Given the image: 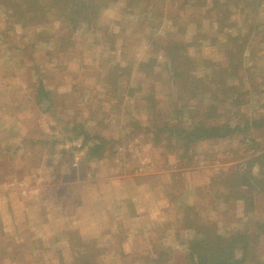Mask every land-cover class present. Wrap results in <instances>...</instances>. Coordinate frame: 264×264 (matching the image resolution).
<instances>
[{
	"label": "rangeland",
	"instance_id": "obj_1",
	"mask_svg": "<svg viewBox=\"0 0 264 264\" xmlns=\"http://www.w3.org/2000/svg\"><path fill=\"white\" fill-rule=\"evenodd\" d=\"M59 1L26 4L16 17L0 0V264H189L199 234L188 223L206 221L219 234L246 232L243 264H264L258 35L246 44L256 50L248 70L227 73L241 102L204 119L208 95L182 90L163 46L193 44L192 78L215 75L197 67L226 58L210 2L104 0L93 22L71 24ZM233 11L227 21L243 33ZM200 119L232 131L193 142L177 135ZM92 141L101 156L87 160Z\"/></svg>",
	"mask_w": 264,
	"mask_h": 264
},
{
	"label": "trees",
	"instance_id": "obj_2",
	"mask_svg": "<svg viewBox=\"0 0 264 264\" xmlns=\"http://www.w3.org/2000/svg\"><path fill=\"white\" fill-rule=\"evenodd\" d=\"M13 9L10 11L12 15L18 17L23 15L26 10V4L37 3V0H7ZM40 1V0H38ZM210 2L211 7L206 10V13L213 17L211 21L217 23L216 31L222 32L225 35L226 47L222 49V55H225L224 65H221L219 61H211V59H201L200 65H194L197 67L204 66L205 68H210L212 73L215 75L210 76L207 73H203L199 78H192L193 73H191L190 65L194 64L190 59L189 52L187 51L188 46L182 40H167V44L163 46L165 53L164 56V67L172 78H177L180 81L182 90L188 93V96H193L194 94L204 93L208 95L209 108H206L202 113L204 119L209 117V115L216 117L215 111L222 109V106L226 103L235 104L241 102V97L243 93H240V99H234L237 95L236 89H232L231 85L227 84V76H235L240 71L248 70V66L244 67V62L246 59H253L256 52L254 50L255 45L246 46L247 42L250 40L249 37L251 34L258 35V44H264V0H207ZM15 2V3H14ZM193 5H198L199 3L207 4L206 0H192ZM59 3L63 4L62 6L66 7L68 12L67 17L69 23L78 24L81 21L84 22H93L98 13L106 6L104 0H61ZM23 5V6H22ZM22 6V7H20ZM63 8V7H62ZM230 8H234L239 14L242 15V19L245 22V31L241 33L237 27V20L227 21V18L230 14ZM64 9V8H63ZM233 11V12H235ZM227 14H225V13ZM26 13V12H25ZM92 13L93 16H83L84 14ZM236 15V14H235ZM254 17H257L260 21H254ZM88 20V21H87ZM12 22V21H10ZM27 20L23 24L25 27ZM31 24V23H30ZM44 24V23H39ZM75 25H72L74 27ZM235 32V34H232ZM247 51V55H245ZM264 56V47L261 49ZM259 56V58H260ZM264 60V57L260 58ZM259 62V61H257ZM205 63H207L205 65ZM210 63V64H209ZM251 65H249L250 67ZM229 71V75L227 74ZM204 72V71H203ZM215 76L216 79H215ZM247 76V75H246ZM175 85L178 84V81L173 79ZM247 81H251L249 76L246 77ZM220 108V109H218ZM222 112V111H220ZM217 114V113H216ZM200 119L190 125L188 130L180 131L177 135L184 136L186 142H193L200 139H211L216 137H226V134H229L232 129L229 128V125H206L203 120ZM236 128V127H235ZM92 140V139H91ZM92 145L88 147L90 152H97L96 154L87 153L86 159L93 160L99 158L102 143L98 141H92ZM257 158H252L253 160ZM254 163V162H253ZM251 163V164H253ZM252 166V165H251ZM249 171V170H248ZM247 171V172H248ZM250 172V171H249ZM237 180V178H234ZM239 180L242 184L246 182L245 175L240 174ZM237 195L234 196L235 199H243L240 195V191L235 190ZM196 214L195 212L193 213ZM198 218V215H195V221ZM190 220V219H189ZM191 224L194 232L199 235H196L189 241L188 246V258L189 264H243L246 262L249 251V242L250 238L246 232L235 231L229 236L219 234L217 231V226L213 222L206 221L204 224L200 223Z\"/></svg>",
	"mask_w": 264,
	"mask_h": 264
},
{
	"label": "water",
	"instance_id": "obj_3",
	"mask_svg": "<svg viewBox=\"0 0 264 264\" xmlns=\"http://www.w3.org/2000/svg\"><path fill=\"white\" fill-rule=\"evenodd\" d=\"M44 101L48 103V101H47V100H44Z\"/></svg>",
	"mask_w": 264,
	"mask_h": 264
}]
</instances>
